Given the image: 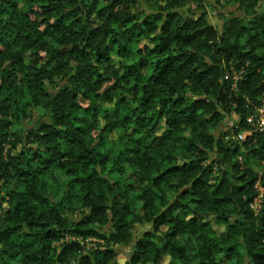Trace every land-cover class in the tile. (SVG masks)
Returning a JSON list of instances; mask_svg holds the SVG:
<instances>
[{
    "label": "clouds",
    "instance_id": "9594fccd",
    "mask_svg": "<svg viewBox=\"0 0 264 264\" xmlns=\"http://www.w3.org/2000/svg\"><path fill=\"white\" fill-rule=\"evenodd\" d=\"M0 264H264V0H0Z\"/></svg>",
    "mask_w": 264,
    "mask_h": 264
}]
</instances>
